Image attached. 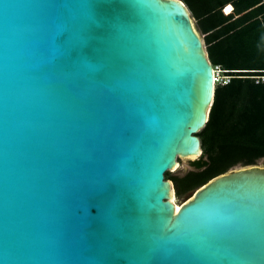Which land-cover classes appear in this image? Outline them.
<instances>
[{
	"label": "water",
	"instance_id": "obj_1",
	"mask_svg": "<svg viewBox=\"0 0 264 264\" xmlns=\"http://www.w3.org/2000/svg\"><path fill=\"white\" fill-rule=\"evenodd\" d=\"M214 76L183 0H0V264H264V165L165 177Z\"/></svg>",
	"mask_w": 264,
	"mask_h": 264
},
{
	"label": "trees",
	"instance_id": "obj_2",
	"mask_svg": "<svg viewBox=\"0 0 264 264\" xmlns=\"http://www.w3.org/2000/svg\"><path fill=\"white\" fill-rule=\"evenodd\" d=\"M183 1L212 65L229 76L215 84L207 120L197 132L202 153L191 159L193 168L165 171L177 196L264 156V0Z\"/></svg>",
	"mask_w": 264,
	"mask_h": 264
},
{
	"label": "rangeland",
	"instance_id": "obj_3",
	"mask_svg": "<svg viewBox=\"0 0 264 264\" xmlns=\"http://www.w3.org/2000/svg\"><path fill=\"white\" fill-rule=\"evenodd\" d=\"M193 20H194V18H193ZM201 36H202V34H201ZM218 73H219L218 78H217V80H215V84L223 83L224 81H226L228 79L229 75L223 74L222 69H220L218 71ZM191 159H193V158H191V157H179L178 156L176 165L171 167L170 170H168V171L170 173H183V172L187 171L188 169L193 168V165L191 164ZM255 163L260 164V165H264V156L259 157L255 161ZM237 166H241V164H236L232 167H237ZM165 177H168V172H165ZM186 197H188L187 194L182 195V196H177L175 194V191H174V195L172 196V199L176 204H180V202L183 201L184 199H186Z\"/></svg>",
	"mask_w": 264,
	"mask_h": 264
},
{
	"label": "built area",
	"instance_id": "obj_4",
	"mask_svg": "<svg viewBox=\"0 0 264 264\" xmlns=\"http://www.w3.org/2000/svg\"><path fill=\"white\" fill-rule=\"evenodd\" d=\"M213 69H214V78H215V80H217V78H218V71L221 69L220 67H219V65H214L213 66ZM228 80V79H227ZM225 82V81H224Z\"/></svg>",
	"mask_w": 264,
	"mask_h": 264
},
{
	"label": "bare ground",
	"instance_id": "obj_5",
	"mask_svg": "<svg viewBox=\"0 0 264 264\" xmlns=\"http://www.w3.org/2000/svg\"><path fill=\"white\" fill-rule=\"evenodd\" d=\"M172 196H173V195H171V199H172ZM172 201H173V199H172ZM173 202H174V201H173ZM179 205H180V204H176V203L174 202L175 209H177V208L179 207Z\"/></svg>",
	"mask_w": 264,
	"mask_h": 264
}]
</instances>
